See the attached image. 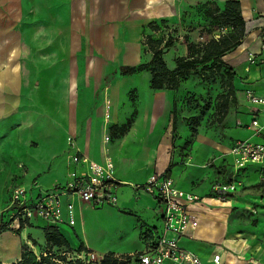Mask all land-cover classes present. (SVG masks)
<instances>
[{"label":"crops","instance_id":"0c3cea01","mask_svg":"<svg viewBox=\"0 0 264 264\" xmlns=\"http://www.w3.org/2000/svg\"><path fill=\"white\" fill-rule=\"evenodd\" d=\"M227 1L239 2L245 22L241 44L223 57L235 74L236 102L217 128L195 129L183 157L179 148L170 154L169 110L183 83L175 91H152L148 71L121 76L119 69L151 60L143 46L148 24L182 29L201 20L200 9ZM177 46L162 55L165 62L174 52L170 70L176 58L188 56L186 46L178 52ZM248 94L264 98V0H0V213L13 187L38 193L64 186L71 147L96 164L109 159L122 183L115 207L72 200L73 226L67 225L69 202L59 199L58 229L72 249L82 243L99 257L141 252V231L159 232L161 218L154 198L130 185L169 170L175 188L201 199L189 207L197 227L180 247L203 264H213L200 256L206 245L220 254L218 264H264V163L236 170L230 155L237 141H261L244 128L254 118L264 125V107L250 105ZM133 111L128 131L112 136L110 129L125 125ZM176 131L174 146H180L188 134L181 118ZM216 184H233L235 191L213 193ZM251 212L258 218L254 227L241 221ZM35 222L0 232V264L15 263L29 238L44 246L45 224ZM125 233L129 240L118 250L103 246L109 235L120 240Z\"/></svg>","mask_w":264,"mask_h":264},{"label":"built area","instance_id":"2783aa9c","mask_svg":"<svg viewBox=\"0 0 264 264\" xmlns=\"http://www.w3.org/2000/svg\"><path fill=\"white\" fill-rule=\"evenodd\" d=\"M247 101L252 106L264 107V98L248 94ZM244 128L255 135H261V141L253 143L246 140L234 143L230 155L236 170L247 165L264 163V125H260L254 118ZM105 141H108L107 137ZM68 153L67 159L71 169L64 186L38 193L22 186L11 189L8 203L0 213L6 230L12 229V225L19 228L20 224L26 225L37 219L44 224L58 227L63 219L60 213L61 197H65L69 202L65 206L68 226L74 224L72 205L74 199L93 207L116 206V191L122 183L114 177L112 162L106 159L102 164H96L71 147ZM130 186L135 192H145L154 198L159 206L161 228L159 232L143 229L139 237L144 249L127 257L131 260L136 259L137 264H203L192 252L180 247V240L185 233L197 227V220L190 214L189 207L197 204L200 199L175 188L168 171L152 175L142 185ZM214 189L222 193H233L235 186L220 184ZM90 256V253L82 252L76 255V258L92 262ZM117 260L121 258L117 257ZM219 260L220 254L217 253L213 255L211 261L218 264Z\"/></svg>","mask_w":264,"mask_h":264},{"label":"trees","instance_id":"16d2710c","mask_svg":"<svg viewBox=\"0 0 264 264\" xmlns=\"http://www.w3.org/2000/svg\"><path fill=\"white\" fill-rule=\"evenodd\" d=\"M211 8L204 12L208 16L218 13V18L224 19L225 23L230 26V32L212 38L205 45L188 44L187 57L176 58L175 66L172 70L168 69L162 55L165 51L171 48L175 40L168 37L163 41L153 39L151 36H143V46L145 51L151 54V60L148 63L140 64L134 67H121L119 74L122 76H131L143 71H148L150 76L149 89L152 91L170 90L175 91L184 80L190 75H196L202 82H214L218 78L221 89L226 90V93L217 97V119L216 123H221L227 114L229 105L236 102L234 96L233 81L235 74L233 69L223 61V57L232 52L239 46L245 37V22L239 12L238 1H227L224 4L223 11L219 13L218 8L214 4H209ZM206 7V6H205ZM147 30L159 31L160 29L170 30V27L165 21L159 23H150L146 26ZM131 103L134 99L130 97ZM135 111L126 121V124L121 127H112L110 129L112 136H123L133 124ZM176 118L175 108L172 110V132L175 131ZM169 171V170H167ZM31 223L20 224L18 231H21L24 226H29ZM5 225L0 219V232L4 231ZM45 234V244L43 249L34 240L29 238L33 246L42 249L39 255H36L32 249L23 245L21 248L20 258L13 264H94L76 258L74 254L89 253L85 250L82 243H79L76 249H72L63 236L59 232L58 227L47 225L43 227ZM72 255V256H71ZM117 260L114 254H107L102 257L101 261L96 264H137V260H131L127 256L120 257Z\"/></svg>","mask_w":264,"mask_h":264},{"label":"rangeland","instance_id":"374dc122","mask_svg":"<svg viewBox=\"0 0 264 264\" xmlns=\"http://www.w3.org/2000/svg\"><path fill=\"white\" fill-rule=\"evenodd\" d=\"M211 8L210 6L204 7L200 9L201 20H197L182 26L180 28L170 27V30L160 29L159 31H152L147 30L145 32V36H151L153 39H160L163 37V41L167 40L168 37H171L175 40L174 46H177L176 51L178 52L182 46H188V44H195V45H205L208 43L212 38H217L218 36L225 35L230 32V26L225 23L224 19L218 18V13H214L211 16H207L205 14V10ZM219 13L223 11L224 6L217 7ZM184 33H191V36L185 35ZM181 37V39H177V37ZM145 39H143L144 41ZM176 55H179L178 53ZM174 58V52L169 51L165 55V64L166 66H171L172 60ZM179 92H177L175 99L170 107L169 110V121L172 124V110L175 108V118H176V125L178 119H183V124L188 131L186 138L182 140L180 146H174L176 140V127L175 131L170 133V149L169 153L172 154L173 150L179 148L180 152L179 155L181 157L184 156V152H189L193 143V137L195 134V129L199 126L206 128L207 130L217 128L215 123L217 119V107H218V100L217 97L221 94L226 93V90L221 89L219 85L218 78L212 83L210 81L202 82L196 75L189 76L186 80L182 82ZM146 89V80L143 79L140 82V91H144ZM139 90V89H138ZM135 91L129 93V98H135ZM233 104L229 105L232 106ZM226 182V181H225ZM219 185L216 184L212 187L213 193H222L220 191H216L214 188ZM231 194V193H227ZM201 200V199H200ZM200 204V201L197 203ZM249 215V214H248ZM242 217L241 221L243 220L248 226L254 227L258 221V218L253 216V212L250 213L249 216ZM38 225L42 226L44 224L41 220H36ZM262 225H264V220H262ZM245 226L243 225V228ZM160 228V223L158 225ZM64 229V228H62ZM234 230V229H233ZM120 240L117 238H112L111 235L104 241L103 246L106 248H112V250H118L121 246L122 242L126 244V241L129 240L130 233H125L120 235ZM121 243V244H120ZM129 243V242H128ZM25 245V244H24ZM130 244H128L129 246ZM27 246V245H26ZM32 251L39 255L42 249H38L37 247L33 246L30 242L28 246ZM215 247L206 245L203 249H200V256L204 257L206 260H212L214 254ZM90 261L96 264L99 263L102 257L94 256L90 251ZM93 255V256H92ZM72 256V255H71ZM73 256H76L74 254ZM118 257V256H117ZM122 257V256H121ZM225 260H221L220 264H224Z\"/></svg>","mask_w":264,"mask_h":264}]
</instances>
